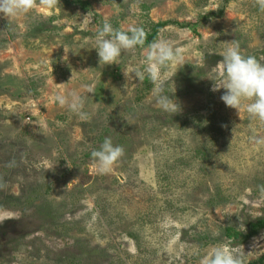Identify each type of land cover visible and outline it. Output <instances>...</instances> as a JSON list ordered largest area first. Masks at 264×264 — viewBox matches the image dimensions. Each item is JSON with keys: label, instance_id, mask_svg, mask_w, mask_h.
Returning a JSON list of instances; mask_svg holds the SVG:
<instances>
[{"label": "rangeland", "instance_id": "374dc122", "mask_svg": "<svg viewBox=\"0 0 264 264\" xmlns=\"http://www.w3.org/2000/svg\"><path fill=\"white\" fill-rule=\"evenodd\" d=\"M261 0H33L0 16V264H200L226 246L264 264V121L220 97L237 41L264 64ZM107 21L143 27L180 59L148 78L143 45L99 63ZM144 72L143 80L136 77ZM154 87L176 102L165 111ZM75 93L80 112L60 105ZM105 138L124 149L101 173Z\"/></svg>", "mask_w": 264, "mask_h": 264}, {"label": "clouds", "instance_id": "9594fccd", "mask_svg": "<svg viewBox=\"0 0 264 264\" xmlns=\"http://www.w3.org/2000/svg\"><path fill=\"white\" fill-rule=\"evenodd\" d=\"M47 3L51 6L52 0H47ZM32 6L33 0H0V16L7 19L14 18L27 13ZM260 7L264 10V0H261ZM146 35L143 27L122 31L113 28L111 23L105 21L95 35L97 44L95 50L98 53L99 63L115 64L122 50L145 45ZM225 44L228 47L224 50L220 61L222 86L215 85L213 91L224 89L220 99L227 107L237 110L244 107L251 117L264 121V64L254 56L243 55L237 41ZM145 51L147 53L145 72L154 85H158L161 81L160 68L178 61L179 52L174 49L171 42L165 39L153 41ZM144 74V72H137L135 75L139 80H143ZM161 92L162 89L154 87L153 94L156 96L157 106L165 111L172 110L174 103L177 104V102ZM56 99L60 105L67 103L69 108L77 112L81 118H86V114L80 112L82 102L75 93L72 94L70 102L61 95H58ZM256 143H264V140H257ZM123 153L122 147L114 146L110 138H105L100 150L93 151L91 156L99 171L104 173L111 170ZM200 264H244V260L242 256L230 252L226 246L217 245L207 251L201 258Z\"/></svg>", "mask_w": 264, "mask_h": 264}, {"label": "trees", "instance_id": "16d2710c", "mask_svg": "<svg viewBox=\"0 0 264 264\" xmlns=\"http://www.w3.org/2000/svg\"><path fill=\"white\" fill-rule=\"evenodd\" d=\"M165 25H167V24L164 23V24L156 25L154 28L153 34L152 35H146L145 45H150L153 41H156L158 38V36H157L158 30L160 28L164 27ZM248 231H249V233L246 235V237H244L245 241L249 240L250 238L257 236L262 231H264V219H259V220H256L254 222H249Z\"/></svg>", "mask_w": 264, "mask_h": 264}]
</instances>
